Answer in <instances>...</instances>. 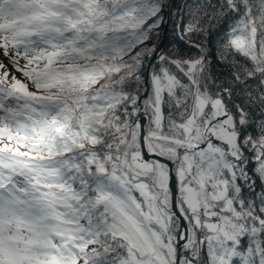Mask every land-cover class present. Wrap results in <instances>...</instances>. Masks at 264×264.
Instances as JSON below:
<instances>
[{
  "label": "snow or ice",
  "instance_id": "snow-or-ice-1",
  "mask_svg": "<svg viewBox=\"0 0 264 264\" xmlns=\"http://www.w3.org/2000/svg\"><path fill=\"white\" fill-rule=\"evenodd\" d=\"M0 264H264V0H0Z\"/></svg>",
  "mask_w": 264,
  "mask_h": 264
},
{
  "label": "trees",
  "instance_id": "trees-1",
  "mask_svg": "<svg viewBox=\"0 0 264 264\" xmlns=\"http://www.w3.org/2000/svg\"><path fill=\"white\" fill-rule=\"evenodd\" d=\"M174 2L182 3L183 0H174ZM163 27L164 26H162V29ZM162 29H161V33H162ZM176 36H177V33L174 31L173 24L170 22L167 25L166 37H165L164 44L161 49L162 52H164L165 54H171V53H175L177 50L183 49V45L177 43ZM160 40H161V36L158 39L154 40L152 43L158 45Z\"/></svg>",
  "mask_w": 264,
  "mask_h": 264
},
{
  "label": "water",
  "instance_id": "water-1",
  "mask_svg": "<svg viewBox=\"0 0 264 264\" xmlns=\"http://www.w3.org/2000/svg\"><path fill=\"white\" fill-rule=\"evenodd\" d=\"M166 29H167V26H164L162 29V33H161V40L158 43V45L161 46V49H162V46L164 44V40H165V36H166Z\"/></svg>",
  "mask_w": 264,
  "mask_h": 264
}]
</instances>
